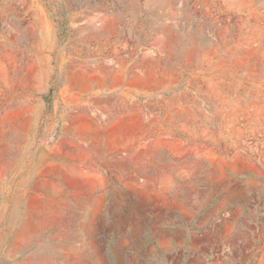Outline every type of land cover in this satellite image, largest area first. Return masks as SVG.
Segmentation results:
<instances>
[{
	"label": "rangeland",
	"instance_id": "rangeland-1",
	"mask_svg": "<svg viewBox=\"0 0 264 264\" xmlns=\"http://www.w3.org/2000/svg\"><path fill=\"white\" fill-rule=\"evenodd\" d=\"M143 1L0 0V264H264V0ZM84 46L124 79L66 80Z\"/></svg>",
	"mask_w": 264,
	"mask_h": 264
},
{
	"label": "crops",
	"instance_id": "crops-1",
	"mask_svg": "<svg viewBox=\"0 0 264 264\" xmlns=\"http://www.w3.org/2000/svg\"><path fill=\"white\" fill-rule=\"evenodd\" d=\"M142 2H144L142 0ZM253 0H147L146 3L142 4L141 7L148 9L149 7L151 8H158L160 10H162L163 12L165 10L168 11V15L173 17V21H174V26L175 27H179L180 28V19L183 17H194L198 11V8L201 9L202 12L204 13H216V12H222L223 10L221 9L222 5H230L233 7V9L235 10H242V11H247L250 9L251 4H252ZM223 7V6H222ZM66 49L67 47H60L58 49V51L56 52V61L58 65H63L67 58V53H66ZM85 49L87 50H95V47H90V46H84L83 48V52L76 54V58L73 59V61H75L74 63L76 64L75 70L72 72L69 70H64L62 72V70L60 69V73H63L64 76L66 77V80L70 79V75L71 73L75 75V80L76 82H78L81 78H83V80L86 79H92V78H96V79H100L102 81L104 80H108L109 77H113V78H119L121 77L122 79H124V76L126 74V71L124 69H119V68H115L114 66L116 65L117 60L116 59H105V62L107 63V67L104 68V66L102 65V60L101 59H97V58H93L91 59V61H88V63H86V61L84 60V56L87 54H90L89 52L85 53ZM52 48H46L43 58L45 60H47L48 58L51 60L50 65L51 67L49 68L48 71L45 72L46 76H51L50 78H52ZM93 54V53H92ZM114 62L113 64L109 63V62ZM49 78V79H50ZM87 87H85L82 84H77V89L78 91H82V92H86L87 91V95L86 98L88 100L95 98L96 95H92L89 94L90 88L86 90ZM86 90V91H85ZM85 94V93H84ZM124 97V93H122ZM137 115V123H140V125H142V121H143V117H144V113L142 112L141 109H136V111H132V110H128V109H123L121 110L118 114L116 113H112L108 110L106 111H100V115L97 117L96 121L99 122V127L100 129L104 130V129H112V125L114 123H116L117 121H122V123H125L127 121V116H131L132 114ZM41 112H38L37 109L35 108L33 110V112L31 113V117L30 119L33 120V122H35L37 120L38 117H40ZM63 116V115H62ZM70 118V114L67 113L65 119L67 124L70 123L69 121ZM124 128L126 126H123ZM79 125L78 123H76V125H72L70 124L69 126L66 125V127L64 128V132H70V134L72 136H76V137H80L83 133H81V131H79ZM137 128V127H136ZM70 130V131H69ZM84 136V135H83ZM102 138H106V139H113V142H106L104 141H100L99 144L100 145H106V146H111V147H116L118 146L120 143H118L117 140V135H113L112 133H109L107 135H102ZM109 148L107 147L105 149L104 152H108Z\"/></svg>",
	"mask_w": 264,
	"mask_h": 264
}]
</instances>
